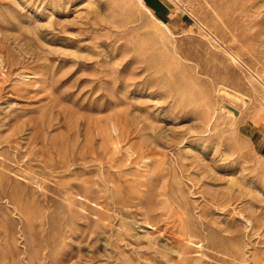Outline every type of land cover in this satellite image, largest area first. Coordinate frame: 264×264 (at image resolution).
Listing matches in <instances>:
<instances>
[{"label": "rangeland", "instance_id": "rangeland-1", "mask_svg": "<svg viewBox=\"0 0 264 264\" xmlns=\"http://www.w3.org/2000/svg\"><path fill=\"white\" fill-rule=\"evenodd\" d=\"M142 4L0 0V264H264V0Z\"/></svg>", "mask_w": 264, "mask_h": 264}, {"label": "bare ground", "instance_id": "bare-ground-1", "mask_svg": "<svg viewBox=\"0 0 264 264\" xmlns=\"http://www.w3.org/2000/svg\"><path fill=\"white\" fill-rule=\"evenodd\" d=\"M136 3L137 4H139L140 5V7H142V8H144L148 13H149V15L151 16V17H153L154 18V16H153V14L150 12V10L148 9V8H146L145 6H144V4H142V0H136ZM155 19V18H154ZM159 24H162V22L161 21H159L158 22ZM225 94H227V95H231V97H233L234 99H240V97H238V96H236V95H232V94H230V93H228V92H225ZM241 94V93H240ZM232 98V99H233ZM67 166H68V164H67ZM66 167V166H65ZM67 168V167H66Z\"/></svg>", "mask_w": 264, "mask_h": 264}, {"label": "water", "instance_id": "water-1", "mask_svg": "<svg viewBox=\"0 0 264 264\" xmlns=\"http://www.w3.org/2000/svg\"><path fill=\"white\" fill-rule=\"evenodd\" d=\"M233 110V109H232ZM235 112V110H233Z\"/></svg>", "mask_w": 264, "mask_h": 264}]
</instances>
